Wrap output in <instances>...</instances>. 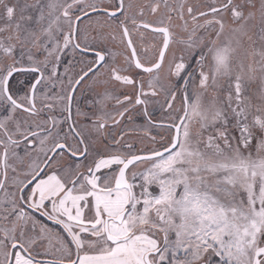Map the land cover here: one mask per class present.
<instances>
[{"label":"snow or ice","instance_id":"1","mask_svg":"<svg viewBox=\"0 0 264 264\" xmlns=\"http://www.w3.org/2000/svg\"><path fill=\"white\" fill-rule=\"evenodd\" d=\"M0 264H264V0H0Z\"/></svg>","mask_w":264,"mask_h":264}]
</instances>
